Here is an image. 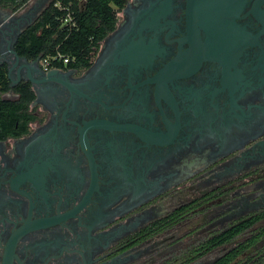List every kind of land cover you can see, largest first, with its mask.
<instances>
[{
	"label": "flooded vegetation",
	"instance_id": "1",
	"mask_svg": "<svg viewBox=\"0 0 264 264\" xmlns=\"http://www.w3.org/2000/svg\"><path fill=\"white\" fill-rule=\"evenodd\" d=\"M43 3L0 12L6 72ZM24 61L3 95L33 93L27 132L0 139V264H212L223 248L197 257L198 239L264 213V0H126L89 64Z\"/></svg>",
	"mask_w": 264,
	"mask_h": 264
},
{
	"label": "trees",
	"instance_id": "2",
	"mask_svg": "<svg viewBox=\"0 0 264 264\" xmlns=\"http://www.w3.org/2000/svg\"><path fill=\"white\" fill-rule=\"evenodd\" d=\"M29 0H0V6L17 12ZM126 0H50L35 21L18 35L14 49L18 55L34 60L40 55L56 50L69 56L66 67L87 65L95 55L101 39L114 28L117 10ZM58 4V5H55ZM72 21L62 23L66 14ZM58 67L62 63L56 64ZM5 64L0 65V139L18 136L28 130L31 115L28 112L33 93L27 83H19L13 88L16 99H5L10 90ZM264 213L234 223L225 230L215 232L208 238L197 240L196 256L221 247L223 250L212 264H264L253 262L252 257L241 258L240 254L254 247L264 235L262 226H255ZM245 236V238H240Z\"/></svg>",
	"mask_w": 264,
	"mask_h": 264
},
{
	"label": "water",
	"instance_id": "3",
	"mask_svg": "<svg viewBox=\"0 0 264 264\" xmlns=\"http://www.w3.org/2000/svg\"><path fill=\"white\" fill-rule=\"evenodd\" d=\"M42 1H45V0H38L37 1V4H39V3H41ZM36 5V4H35ZM45 8V6L44 7H42V8H40V11L38 12V14H37V16L35 17V19L38 17V15L42 12V10ZM10 13V12H9ZM9 13L7 12L5 15L7 16V15H9ZM33 21H31V22H29L27 25H25L24 27H22L20 30H19V32L17 33V35H16V38H15V41H16V39H17V37H18V35L21 33V31L22 30H24L27 26H29L31 23H32ZM4 24V23H3ZM3 24H0V28H1V26L3 25ZM14 41V42H15ZM8 51L13 55V58H14V63H13V65L12 66H10V64H7V72H6V75H7V78H8V80H9V82H10V86H11V84H12V79H11V70L13 69V67L20 61V60H25L22 64H20V66H19V68L20 67H25L26 68V70H27V75L29 76V77H31V74H32V72H30V67L33 65V63L37 60V59H39V57H37L36 59H34L33 61H27V59L25 58V57H21L20 55H18L17 54V52L15 51V49H14V44H12L11 46H9L8 47ZM56 69H52V70H48L47 71V74H49V73H51V72H54Z\"/></svg>",
	"mask_w": 264,
	"mask_h": 264
},
{
	"label": "built area",
	"instance_id": "4",
	"mask_svg": "<svg viewBox=\"0 0 264 264\" xmlns=\"http://www.w3.org/2000/svg\"><path fill=\"white\" fill-rule=\"evenodd\" d=\"M55 5H58V4H55ZM69 21H72V17H71V14L67 13L66 16L63 18L62 23H67ZM38 57H39V63L44 70L57 69L59 68L56 65L57 63L66 64L69 60V56L64 55L58 50H56L54 53L40 55Z\"/></svg>",
	"mask_w": 264,
	"mask_h": 264
},
{
	"label": "rangeland",
	"instance_id": "5",
	"mask_svg": "<svg viewBox=\"0 0 264 264\" xmlns=\"http://www.w3.org/2000/svg\"><path fill=\"white\" fill-rule=\"evenodd\" d=\"M38 0H29L28 1V3L31 5V4H35V2H37ZM50 0H45L44 1V3L41 5V8L42 7H44V6H46L47 4H48V2H49ZM26 8V7H25ZM24 8V9H25ZM5 9V8H4ZM6 10H7V8H6ZM9 10V9H8ZM21 10V9H20ZM10 11V10H9ZM258 224H260V223H258ZM258 224L256 225V227L258 226ZM262 224L264 225V223L262 222ZM240 238H245V236H242V237H240ZM222 250V248H219L218 249V251L216 252V253H219L220 251ZM214 256H215V254L214 255H211V257H209V258H214ZM236 264H239V263H236Z\"/></svg>",
	"mask_w": 264,
	"mask_h": 264
},
{
	"label": "crops",
	"instance_id": "6",
	"mask_svg": "<svg viewBox=\"0 0 264 264\" xmlns=\"http://www.w3.org/2000/svg\"><path fill=\"white\" fill-rule=\"evenodd\" d=\"M8 10V9H7ZM6 11V8L4 9V7L0 6V12L4 13ZM21 11V10H20ZM11 12V11H9Z\"/></svg>",
	"mask_w": 264,
	"mask_h": 264
}]
</instances>
